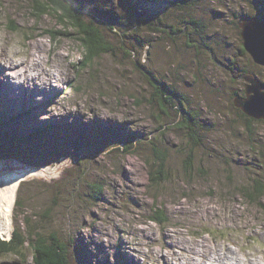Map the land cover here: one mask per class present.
Here are the masks:
<instances>
[{
	"label": "rangeland",
	"instance_id": "rangeland-1",
	"mask_svg": "<svg viewBox=\"0 0 264 264\" xmlns=\"http://www.w3.org/2000/svg\"><path fill=\"white\" fill-rule=\"evenodd\" d=\"M77 3L110 47L92 62L58 17L32 13V0H0L2 239L26 215L43 237L72 240L69 264H264V206L233 190L250 187L255 173L264 178V143H255L264 119L250 130L233 106L246 98L244 77L264 86V65L243 50L238 26L263 23L264 0ZM155 91L182 95L201 125L191 174L187 139L173 129L181 113L170 104L160 117ZM155 149L169 177L159 184L150 176ZM95 185L102 192L91 197ZM155 208L168 224L151 221ZM22 248L23 259L0 264H34Z\"/></svg>",
	"mask_w": 264,
	"mask_h": 264
},
{
	"label": "trees",
	"instance_id": "trees-1",
	"mask_svg": "<svg viewBox=\"0 0 264 264\" xmlns=\"http://www.w3.org/2000/svg\"><path fill=\"white\" fill-rule=\"evenodd\" d=\"M123 1L124 0H121L120 4H122ZM174 1L177 2L178 0ZM32 2V13L33 11H35V13L39 12L42 14L50 12L53 16L58 17L61 22H64L68 27L72 29V31L75 32L74 34L77 36V40H79L81 46L89 53L86 57L87 62H92V59H94L97 55L100 56V54L104 53L102 50H105L106 47H109V44L107 42L103 41L102 38H99L97 36L99 34L97 27H101L102 24L95 19L94 15H89L90 18H87L85 15L81 14V12H78L79 14H77V11H81L82 9L77 3V0H32ZM130 14L131 16H134V18L138 17V12L136 13L132 11L130 12ZM81 16L86 17L89 22L87 23L86 20H84L85 23L80 21L79 19ZM113 16L116 17V15L114 14ZM138 22L141 23L142 21ZM138 25L134 20V24L130 26V29L136 28L138 27ZM144 26L148 29V31L158 33L157 29L152 27L151 23L148 25L145 24ZM101 51L103 53H101ZM155 96L158 99L160 107V117H169L165 106L169 107L170 104L174 107H178V112L181 113V116L178 117L177 123L175 124L173 129H175L179 133L181 132L182 134H185L187 144L190 148V154L184 161V170L191 174L194 168V156L192 154V151L193 149L202 145V139L200 136L201 125L195 118L193 113L185 111V104L184 102H182V95L177 96L175 100L174 95L168 97L169 95L167 94L166 96H164L162 93H157L155 91ZM171 98H173L177 102V105H175V102L172 103ZM260 122L262 121L247 118V128L251 130L252 128L249 127L250 123L251 125H255L256 123ZM161 127L162 125L159 126V128ZM255 143H264V140L259 141L257 139ZM123 145L125 146L124 143ZM134 147L135 146L133 145L125 146L126 151L131 150ZM159 150L160 149H155L158 155L155 159H153L154 162L152 165L156 170L154 172H150L152 184H159L162 181L164 182L169 180V177H166L165 175L166 159L162 154V151L160 152ZM257 162L255 163L257 164ZM253 169H261V166L255 165ZM255 175L257 179L255 178V176L251 177L250 187L247 186L241 191H239L238 188L233 190L235 191V193L245 199L247 205L264 206V178L260 177L259 173H255ZM90 189L91 197L102 192V187L96 185L94 187H90ZM21 204V200L17 199L16 207L21 206ZM262 208L264 209V207ZM165 215L166 214L163 210L155 208V210H151L150 219L153 222L155 221V223L166 225L169 223L170 219H167ZM30 223L31 222L28 221L27 216L25 215V217H23L20 221V224H17V227L15 228V232L13 233L11 239L4 240L0 236V257L9 256L21 260L24 257L22 247L27 245L32 252V259L34 264H69L70 253L68 252V243L72 245V240L69 238L67 239L68 242H61L54 235L50 238L43 237L42 234L36 230L37 226L35 225V223L29 226Z\"/></svg>",
	"mask_w": 264,
	"mask_h": 264
},
{
	"label": "water",
	"instance_id": "water-1",
	"mask_svg": "<svg viewBox=\"0 0 264 264\" xmlns=\"http://www.w3.org/2000/svg\"><path fill=\"white\" fill-rule=\"evenodd\" d=\"M239 28L242 33H240V36L242 39V46L244 47V50L251 54L253 61L260 65H264V22L254 23L252 24L253 29H250L251 27L249 22L247 20H244L239 24ZM254 34H256V37L254 36ZM252 40L259 42V49H256L255 43ZM244 80L249 83L250 78L245 77ZM246 87H248L247 90H245L247 94L246 98L236 97L233 100L234 106L240 110L243 109L242 111H245L246 113H244L248 115L249 118L252 117L254 120L264 119V93L262 92V90H259L258 86H252L255 87V89H253L250 84ZM261 88L264 90L263 85L261 86ZM252 97L255 99V101H253ZM247 111H249L250 113H248Z\"/></svg>",
	"mask_w": 264,
	"mask_h": 264
},
{
	"label": "bare ground",
	"instance_id": "bare-ground-1",
	"mask_svg": "<svg viewBox=\"0 0 264 264\" xmlns=\"http://www.w3.org/2000/svg\"><path fill=\"white\" fill-rule=\"evenodd\" d=\"M15 64V63H14ZM3 77V76H2ZM252 86H258L259 87V90H261V82H257V81H255V85H252L251 84V87ZM253 89H255V87H252ZM250 94H251V91H250ZM252 99H253V101H255V99L252 97ZM257 107H259V106H257ZM5 198V196H0V202H2V200ZM13 200H12V198H8L7 199V203H8V205H9V203H11ZM11 205V204H10ZM8 208V207H7ZM9 208H10V206H9ZM6 212H8V211H6ZM7 214L8 213H5V214H2L1 212H0V217H6L7 216ZM218 257V256H217ZM222 258V257H221ZM222 259H224V258H222ZM235 264H240V262L238 261V260H236L235 259V261H233ZM223 263V262H222ZM243 264H248V263H245V262H243Z\"/></svg>",
	"mask_w": 264,
	"mask_h": 264
}]
</instances>
